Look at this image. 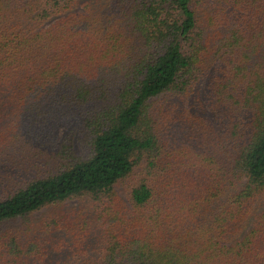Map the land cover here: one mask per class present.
<instances>
[{
    "label": "trees",
    "instance_id": "trees-1",
    "mask_svg": "<svg viewBox=\"0 0 264 264\" xmlns=\"http://www.w3.org/2000/svg\"><path fill=\"white\" fill-rule=\"evenodd\" d=\"M0 264H264V0H0Z\"/></svg>",
    "mask_w": 264,
    "mask_h": 264
},
{
    "label": "rangeland",
    "instance_id": "rangeland-1",
    "mask_svg": "<svg viewBox=\"0 0 264 264\" xmlns=\"http://www.w3.org/2000/svg\"><path fill=\"white\" fill-rule=\"evenodd\" d=\"M210 117V116H209ZM61 133H63L62 131H61ZM80 152V151H79Z\"/></svg>",
    "mask_w": 264,
    "mask_h": 264
}]
</instances>
